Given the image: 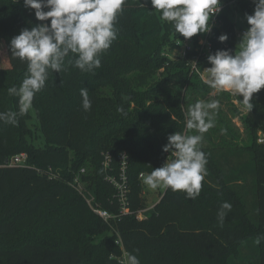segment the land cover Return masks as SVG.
Masks as SVG:
<instances>
[{"label":"trees","instance_id":"16d2710c","mask_svg":"<svg viewBox=\"0 0 264 264\" xmlns=\"http://www.w3.org/2000/svg\"><path fill=\"white\" fill-rule=\"evenodd\" d=\"M242 6V12L253 14L254 8ZM233 15L231 8L221 15L223 25L211 38L210 55L238 53ZM160 16L141 0H125L114 25L117 38L100 55L99 68L82 72L66 62L59 73L49 70L32 102L35 124L28 112L19 114V97L7 91L20 86L27 64L12 57L0 34V113H17L15 124L0 121V159L27 154L26 168L0 169V236L39 228L40 235L59 243L9 248L1 252L5 264H83L95 247L100 264H121L122 249L140 264H179L177 251L191 256L192 264H264V141L258 143L259 132L264 134V88L253 95L251 111L241 104L246 115L229 92L210 98L214 89L191 74L176 46L180 35ZM48 23L37 21L24 0H0V32L17 36ZM222 35L227 39L220 42ZM198 65L200 72L211 67L208 58ZM160 68L168 70L165 77L151 80ZM135 70L140 73L132 76ZM173 81L177 86L170 89ZM100 87L110 88L111 95L101 97ZM81 89L89 94L88 111ZM199 100L219 101L214 126L200 144L207 175L199 195L189 198L165 189L150 215L137 220L136 214L147 209L139 175L165 163L168 153L162 149L170 135L198 134L186 128L185 113ZM237 117L250 134L239 148L231 143L236 135L230 128ZM34 138L40 142L34 144ZM105 154L111 156L113 172L120 155L127 156L128 215L121 214L116 191L105 180ZM76 178L92 195L93 207L114 220L107 223L92 212L73 187ZM225 202L232 207L221 221L218 213Z\"/></svg>","mask_w":264,"mask_h":264},{"label":"clouds","instance_id":"9594fccd","mask_svg":"<svg viewBox=\"0 0 264 264\" xmlns=\"http://www.w3.org/2000/svg\"><path fill=\"white\" fill-rule=\"evenodd\" d=\"M125 0H24L26 7L34 10L39 24L31 30L23 29L10 41L11 55L27 64V74L20 86L9 88L8 94L19 97V114H27L37 93L44 87L49 70L59 73L66 62L82 72H92L100 67V55L108 50L117 38L114 27L117 14ZM152 8L161 14L163 21L171 22L175 32L186 40L210 31L209 20L220 10V0H150ZM252 15L245 17L249 26L243 34L237 54L217 51L208 57L211 67L204 69L205 82L217 93L229 92L242 97V103L251 111L253 95L264 88V0H253ZM44 9H47L45 11ZM227 39L219 37L220 42ZM74 56V61L69 59ZM82 106L91 108L87 89H81ZM219 101L199 100L185 113L186 128L194 135L178 132L168 137L163 147L170 154L165 163L150 174L144 183L151 189L163 187L174 192H184L196 198L207 175V158L200 149L203 133L213 127L211 119ZM122 111V109H118ZM16 112L0 113V121L16 123ZM230 203H223L218 213L221 221ZM256 243H260L258 237ZM124 264H140L135 255L127 254Z\"/></svg>","mask_w":264,"mask_h":264},{"label":"built area","instance_id":"2783aa9c","mask_svg":"<svg viewBox=\"0 0 264 264\" xmlns=\"http://www.w3.org/2000/svg\"><path fill=\"white\" fill-rule=\"evenodd\" d=\"M242 5H249L252 8L255 7L253 0H220V10L219 12L210 18L209 25H210V31L203 34H197L189 39H185L184 37L180 36L175 42L176 46L178 47L182 59L186 61V65L188 66V69L190 70L191 74H196L200 78H202L203 72H200L198 63L201 59H207L212 51V43L211 38L213 35H215V32L220 29L223 25L221 15L223 12L231 8L233 11H242L243 6ZM246 32L244 29H240L239 31L235 30V40L240 39L243 37V34ZM264 141V134L259 132L258 134V143H263ZM171 158L170 154H167L166 159ZM165 159V161H166ZM112 159L109 154H105L103 156V168L106 174L105 180L112 185V187L116 191V199L120 205L121 208V214L122 215H128L130 214L127 210L128 205V179H127V156L125 154H121L119 157V168L116 172H113V169L111 168ZM26 168L27 167V154L26 153H19L17 155H14L10 158H5L3 161L0 159V169L5 168ZM84 173V170H81V174ZM51 177H56L52 173H50ZM139 179L143 181L144 177L140 174ZM74 189L84 198L87 205L91 208L92 212L95 213L100 219H102L105 222H109L111 220H114L116 217L112 216L107 211H104L100 208L93 207V197L92 195L88 194L86 189L84 188V185L80 183L79 179H74L73 183ZM150 211V210H148ZM147 209L140 211L136 214V218H141L146 212H148ZM115 244L117 246H120L122 248V244L120 239H117L115 241ZM122 255L120 259V263L124 264V261L126 260L127 253L122 249Z\"/></svg>","mask_w":264,"mask_h":264},{"label":"rangeland","instance_id":"374dc122","mask_svg":"<svg viewBox=\"0 0 264 264\" xmlns=\"http://www.w3.org/2000/svg\"><path fill=\"white\" fill-rule=\"evenodd\" d=\"M141 1L144 3L145 6L152 8L150 0H141ZM246 16H247V14L245 12H242L239 10L234 11V15H233L232 19H233V23L235 25L236 31H239L240 29H244L247 31L249 26L246 23V19H245ZM0 34L5 36L9 45H10L11 39L15 37L14 34H11L9 32H0ZM241 40H242V38L236 39V41L234 42L235 49L237 50V52L240 50ZM2 51H3V48H0V59L4 56V53H2ZM166 72H168V70H164L163 68L158 69L156 71L155 75L153 76L154 78H152L151 80L160 81L161 79H163L165 77ZM137 73H140L139 70H135L131 75L134 76ZM205 78H206V73L204 71L202 74V80L204 82H205ZM3 84H4V82H3ZM170 84L172 85V86H169L170 89H173L177 86L176 81H173ZM98 91H99L101 97L111 95V90L108 87H100L98 89ZM220 93H222V92H220ZM218 94L219 93H217L216 91L211 90V92L209 93V97L214 98ZM232 97L234 98L233 104L237 107L239 112L242 114V110H243V108L241 106L242 103L237 102L238 100H241L242 97L234 96V95H232ZM28 113H29L30 118H31L30 119L31 123L35 124L36 120H35V115H34V111H33L32 107L29 109ZM243 113H244V115H246L247 112L245 110H243ZM211 119H213V114L211 116ZM230 128L234 131V133L236 135L235 140L231 142V143H233V145H236V147L239 148L243 144L248 142V138H249L250 134H249V132H247L245 129L242 128V123L238 117L231 119ZM202 135H203V139H204L205 134L203 133ZM32 142L34 144H37L40 142V140L37 138L36 139L34 138L32 140ZM204 144L208 145L206 142H204ZM143 181H144V179H143ZM143 181H142V185L144 187V197L146 199L147 211L148 210H150V211L145 213L141 218H139V219L137 218V220H139V221L146 219L150 215L149 213L151 212L152 207H154L157 204L160 196L165 191V188H163V187H159L157 189H151ZM1 221H2V218L0 217V223H1ZM27 242L49 244V245L59 244V243H55L54 240H50L49 236L40 235V229L39 228L30 229L29 231L24 232V233H15L14 235H11V236H0V264H5V259L3 258L2 254H1L2 251H5L9 248L23 249L24 244ZM96 245H98V244H96ZM91 253L92 254H88V257L83 264H100V257L98 256L97 247L93 248ZM161 253H163V252H161ZM174 255H175L176 259L178 260L179 264H192L194 262V259H192V257L186 253H182V252L177 251Z\"/></svg>","mask_w":264,"mask_h":264},{"label":"crops","instance_id":"0c3cea01","mask_svg":"<svg viewBox=\"0 0 264 264\" xmlns=\"http://www.w3.org/2000/svg\"><path fill=\"white\" fill-rule=\"evenodd\" d=\"M214 91H215V90H214ZM157 203H158V202H157ZM152 208H153V207H152ZM146 213H147V212H146ZM150 213H151V212H150ZM150 213H149V214H150Z\"/></svg>","mask_w":264,"mask_h":264}]
</instances>
